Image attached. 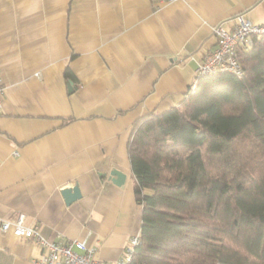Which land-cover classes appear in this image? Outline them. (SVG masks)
Masks as SVG:
<instances>
[{"label": "crops", "instance_id": "obj_1", "mask_svg": "<svg viewBox=\"0 0 264 264\" xmlns=\"http://www.w3.org/2000/svg\"><path fill=\"white\" fill-rule=\"evenodd\" d=\"M239 13L264 23V0H0V264L43 252L2 230L20 212L50 238L85 239L110 262L124 255L142 224L132 127L184 99L216 47L213 26ZM73 185L81 196L67 203Z\"/></svg>", "mask_w": 264, "mask_h": 264}, {"label": "trees", "instance_id": "obj_2", "mask_svg": "<svg viewBox=\"0 0 264 264\" xmlns=\"http://www.w3.org/2000/svg\"><path fill=\"white\" fill-rule=\"evenodd\" d=\"M254 41L238 55L242 77L204 75L179 104L134 123L137 260L264 264V34Z\"/></svg>", "mask_w": 264, "mask_h": 264}, {"label": "built area", "instance_id": "obj_3", "mask_svg": "<svg viewBox=\"0 0 264 264\" xmlns=\"http://www.w3.org/2000/svg\"><path fill=\"white\" fill-rule=\"evenodd\" d=\"M174 2L177 0H161ZM216 36V47L197 60L195 79L190 87L197 85L198 79L204 75L220 71H230L237 76L244 75L239 60V53L249 51L254 46V37L264 34V23H254L244 13L233 18L232 26L226 27L222 22L213 26ZM5 86L0 74V111L3 106ZM15 153H18L17 151ZM11 225L14 234L24 236L37 243L42 254L34 259L35 264H151L146 260L136 259V248L141 243L140 233L131 235L125 247L124 255L115 261H107L96 255V249L87 244L85 239H59L48 237L38 225L26 223V214L2 221V230L7 231Z\"/></svg>", "mask_w": 264, "mask_h": 264}, {"label": "water", "instance_id": "obj_4", "mask_svg": "<svg viewBox=\"0 0 264 264\" xmlns=\"http://www.w3.org/2000/svg\"><path fill=\"white\" fill-rule=\"evenodd\" d=\"M69 87L72 88L71 85H69ZM110 176L112 181L117 184H122L125 181L126 173L115 167L110 171ZM62 193L67 203H71L73 200L81 196V191L78 185L66 187L62 190Z\"/></svg>", "mask_w": 264, "mask_h": 264}]
</instances>
